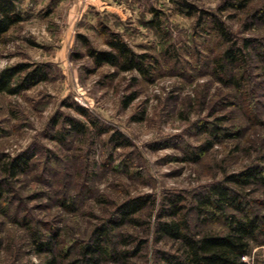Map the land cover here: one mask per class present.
I'll return each instance as SVG.
<instances>
[{"label": "rangeland", "instance_id": "obj_1", "mask_svg": "<svg viewBox=\"0 0 264 264\" xmlns=\"http://www.w3.org/2000/svg\"><path fill=\"white\" fill-rule=\"evenodd\" d=\"M240 1L20 0L25 18L0 46V69L43 64L47 78L0 92V264L41 261L32 232L56 235L59 264H75L104 220L115 223L109 245L128 257L98 264H158L179 247L156 229L172 218L171 201L193 232L225 229L222 216L198 215V194L264 165V15L249 16L264 14V0ZM216 19L237 45L253 39L248 63L223 76L214 61L229 42ZM115 37L145 54L144 71L94 61L88 49H110ZM19 154L28 166L9 175L5 162ZM241 191L264 225V185ZM136 197L141 209L120 222L118 205ZM242 259L264 264V227Z\"/></svg>", "mask_w": 264, "mask_h": 264}, {"label": "trees", "instance_id": "obj_2", "mask_svg": "<svg viewBox=\"0 0 264 264\" xmlns=\"http://www.w3.org/2000/svg\"><path fill=\"white\" fill-rule=\"evenodd\" d=\"M243 1H240V7L245 6ZM263 15L260 10L249 13L254 20ZM24 18L25 13L20 0H0V46L6 41L12 26ZM215 22L221 36L229 42V46L214 61L215 71L223 76V73L226 75L227 71L237 64L248 63V52L245 48L252 44L253 39L246 37L244 46L237 45L222 22L217 19ZM109 45L110 49H88L97 64L108 62L113 65L121 64L122 69L136 68L144 71L142 59L145 58V54H136L120 38L111 39ZM261 58L264 60V53ZM46 78L47 71L43 64L19 62L8 65L0 69V92L16 94ZM239 78L240 76L236 79L235 74L230 75L228 82L238 85ZM74 127L79 128L76 123ZM213 129L215 133L218 132L217 127ZM28 162L29 158L26 155L19 154L5 162V169L9 175H15L19 170H24ZM252 182L264 185V165L250 164L236 172L226 174L223 180L209 184L205 191L198 194L194 205L198 215H203L204 220L214 218L217 214L222 216L225 225L222 231L206 229L193 232L184 219L176 216L180 207L171 201L170 205H173L169 214L172 218L158 221L156 229L160 236L177 241L179 247L176 252H161L158 264H244L243 256L250 252L252 242L263 233L264 227L261 216L243 207L245 194L241 190ZM1 193L0 189V195ZM142 205L143 202L138 197L119 204L117 211L121 212L120 222L132 220V214L140 210ZM231 209L236 212H231ZM110 222L104 220L95 226L91 239L83 243L75 264H98L101 256L106 253L122 259L128 257V250L118 251L114 245H109L107 233L110 226L115 224ZM55 238L56 235L51 234L49 238L43 239L41 233L32 232V240L37 249L46 255L41 261L31 264H59V256L53 251Z\"/></svg>", "mask_w": 264, "mask_h": 264}]
</instances>
